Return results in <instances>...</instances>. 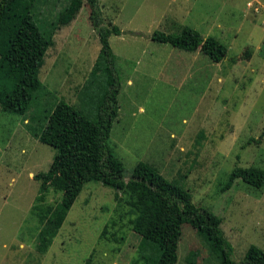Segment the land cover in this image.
I'll use <instances>...</instances> for the list:
<instances>
[{"label":"rangeland","instance_id":"374dc122","mask_svg":"<svg viewBox=\"0 0 264 264\" xmlns=\"http://www.w3.org/2000/svg\"><path fill=\"white\" fill-rule=\"evenodd\" d=\"M65 1L36 4L41 29ZM98 7L103 24L121 30L109 37L118 115L107 145L124 180L139 161L151 163L221 218L234 260L250 245L264 250V186L236 180L220 191L233 166H264V0H99ZM88 16L84 2L46 51L39 78L52 94L25 115L0 112V264H154L160 254L133 232L128 193L115 198V189L98 181L84 184L51 245L36 250L42 223L32 208L40 185L34 175L47 170L54 150L31 130L44 125L57 97L96 119L105 90L104 77L81 90L100 51ZM181 25L216 37L227 46L225 57L213 62L199 50L150 39ZM59 182L49 184L43 204L61 198ZM181 231L176 264H219L195 229L184 223Z\"/></svg>","mask_w":264,"mask_h":264},{"label":"trees","instance_id":"16d2710c","mask_svg":"<svg viewBox=\"0 0 264 264\" xmlns=\"http://www.w3.org/2000/svg\"><path fill=\"white\" fill-rule=\"evenodd\" d=\"M40 1L0 0V112L25 115L34 109L39 98L52 94L40 80L39 69L46 51L54 44L56 31L76 17L84 2L89 7L88 18L98 35L100 51L81 90L97 78L104 77L106 83L96 119L57 97L44 116V125L38 132L31 130L36 139L54 150L47 170L34 175L40 185L32 208L42 223L36 250L42 254L51 245L84 184L98 181L114 188L115 198L119 193H128V203L136 212L131 226L133 232L160 249L154 264L177 263L184 223L195 229L219 264H264V250L255 245L247 248L241 260H234L232 246L221 227V218L197 206L187 189L165 178L153 164L139 161L130 177L124 180L123 164L107 145L112 122L118 115V88L109 37L119 35L121 30L111 21L103 24L99 0H66L55 19L43 30L32 13ZM177 29L172 32L155 30L150 39L189 52L199 50L213 62H220L225 57L227 46L216 37H203L187 25ZM29 120H38L36 112ZM54 179L60 181L57 189L62 196L54 205L43 204L41 196ZM236 180L260 189L264 186V166H233L226 181L220 183V191L231 188Z\"/></svg>","mask_w":264,"mask_h":264},{"label":"crops","instance_id":"0c3cea01","mask_svg":"<svg viewBox=\"0 0 264 264\" xmlns=\"http://www.w3.org/2000/svg\"><path fill=\"white\" fill-rule=\"evenodd\" d=\"M54 37V36H53Z\"/></svg>","mask_w":264,"mask_h":264}]
</instances>
